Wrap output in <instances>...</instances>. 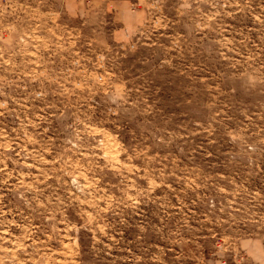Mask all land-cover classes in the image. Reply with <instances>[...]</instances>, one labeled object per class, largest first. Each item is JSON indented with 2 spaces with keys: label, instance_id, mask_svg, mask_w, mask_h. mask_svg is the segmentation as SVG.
Instances as JSON below:
<instances>
[{
  "label": "rangeland",
  "instance_id": "rangeland-1",
  "mask_svg": "<svg viewBox=\"0 0 264 264\" xmlns=\"http://www.w3.org/2000/svg\"><path fill=\"white\" fill-rule=\"evenodd\" d=\"M0 264H264V0H0Z\"/></svg>",
  "mask_w": 264,
  "mask_h": 264
}]
</instances>
